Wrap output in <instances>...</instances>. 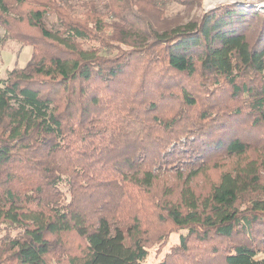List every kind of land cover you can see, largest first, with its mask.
Masks as SVG:
<instances>
[{"label": "trees", "instance_id": "1", "mask_svg": "<svg viewBox=\"0 0 264 264\" xmlns=\"http://www.w3.org/2000/svg\"><path fill=\"white\" fill-rule=\"evenodd\" d=\"M94 4L0 0V27L34 49L0 79V264H143L168 220L186 232L158 264H264V10L167 25L156 0H109L110 46ZM219 155L238 161L201 195Z\"/></svg>", "mask_w": 264, "mask_h": 264}, {"label": "rangeland", "instance_id": "2", "mask_svg": "<svg viewBox=\"0 0 264 264\" xmlns=\"http://www.w3.org/2000/svg\"><path fill=\"white\" fill-rule=\"evenodd\" d=\"M69 1V0H64ZM88 2V4L95 2L96 9L99 8L100 11L95 14L94 16L100 19H103V23L105 24V31L103 33L106 40H109V45L112 46L116 43L113 39L116 30L114 27L116 25H120L121 22L116 17L109 8L105 7L106 3L109 0H82ZM91 1V2H90ZM154 2L155 0H151ZM158 2L157 7L162 10V14H158L155 9L152 11V16L159 18L163 21L164 24H173V23H184L189 21L192 18H196L202 16L203 13L214 9L218 6L233 4V5H243L245 7H254L256 10L263 11L264 10V0H223V1H208V0H156ZM142 5H146L143 3ZM92 8L91 6L89 9ZM94 10V9H93ZM91 9V12H93ZM90 12V13H91ZM82 18H87L89 16V10L79 11ZM52 17L57 20L56 15H52ZM24 33L29 35L38 36L39 32L34 27L23 23L20 28ZM1 37L3 41H1ZM5 38V39H4ZM114 42V43H113ZM85 47L92 44V42H84ZM96 44V43H95ZM123 47H127L128 45L123 44ZM34 49L33 46L29 45L27 42H20L17 39H13L12 35L7 34L5 28L0 27V79H6L10 71L14 69H23L27 66L29 61H31L33 57ZM178 80H184V78L180 75L177 76ZM181 77V78H180ZM129 94V90L121 91L120 94L125 96V94ZM123 99V98H122ZM171 108V107H170ZM167 109V108H166ZM169 109V108H168ZM1 131V130H0ZM236 161L234 158L226 157L225 155H219L209 166H213L216 164V167L206 171L202 175H199L195 180H193V188L199 192V194L203 195L208 192L210 186L213 182L219 180L221 173L229 168H232L236 165ZM186 173V172H185ZM21 179L17 181L16 186L19 188H23L28 186L27 176L21 174ZM160 180L158 181L155 190L159 194L164 195L168 193H172V197L178 198L180 187L182 184L179 179H177L176 173H169V172H161ZM29 179V177H28ZM22 180V181H21ZM27 180V182H26ZM26 182V183H25ZM25 183V184H24ZM150 203L149 201L145 200L143 204L144 211L146 212ZM151 213L150 219L155 217L156 210L148 209ZM164 224L163 229H166L168 233L169 230L175 229L171 231L165 239L164 243H157L152 241L149 243V252L147 258L143 261V264H158L159 262L163 261L164 258L168 253L171 252L172 247L177 245L180 242V237L186 231L182 228H174L172 226L171 221H167ZM4 233V232H2ZM67 248L72 253H78L82 247H84L85 243L80 240L77 236L73 235L72 233L67 234L64 238ZM155 242V243H154ZM264 256V255H263ZM57 259H60L58 256L50 255L47 259V264H61ZM63 264H66L65 261Z\"/></svg>", "mask_w": 264, "mask_h": 264}, {"label": "bare ground", "instance_id": "3", "mask_svg": "<svg viewBox=\"0 0 264 264\" xmlns=\"http://www.w3.org/2000/svg\"><path fill=\"white\" fill-rule=\"evenodd\" d=\"M208 1H223V0H208Z\"/></svg>", "mask_w": 264, "mask_h": 264}]
</instances>
